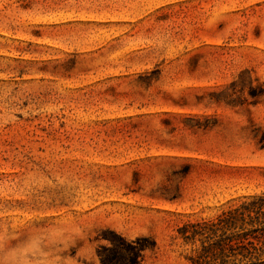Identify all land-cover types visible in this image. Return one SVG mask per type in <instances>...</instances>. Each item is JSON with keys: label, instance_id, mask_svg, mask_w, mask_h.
I'll return each instance as SVG.
<instances>
[{"label": "rangeland", "instance_id": "rangeland-1", "mask_svg": "<svg viewBox=\"0 0 264 264\" xmlns=\"http://www.w3.org/2000/svg\"><path fill=\"white\" fill-rule=\"evenodd\" d=\"M260 197L264 0H0V264H191Z\"/></svg>", "mask_w": 264, "mask_h": 264}, {"label": "trees", "instance_id": "trees-1", "mask_svg": "<svg viewBox=\"0 0 264 264\" xmlns=\"http://www.w3.org/2000/svg\"><path fill=\"white\" fill-rule=\"evenodd\" d=\"M178 234L184 244L195 248L191 264H264V197L215 219L184 224ZM100 258L101 264H124L117 255L102 253Z\"/></svg>", "mask_w": 264, "mask_h": 264}]
</instances>
